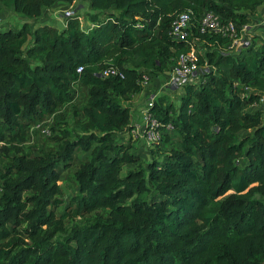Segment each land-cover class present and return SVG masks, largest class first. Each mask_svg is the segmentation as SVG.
Wrapping results in <instances>:
<instances>
[{"label": "trees", "instance_id": "16d2710c", "mask_svg": "<svg viewBox=\"0 0 264 264\" xmlns=\"http://www.w3.org/2000/svg\"><path fill=\"white\" fill-rule=\"evenodd\" d=\"M59 1L74 2L0 5L37 20ZM85 1L86 27L76 13L64 27L0 29V264H264V118L252 108L264 94V34L236 52L215 34L169 35L187 10L241 28L264 0ZM191 50L201 80L180 84L174 113L163 97L152 108L174 125L161 141L178 145L143 163L123 101L143 90L141 74L168 73ZM108 66L123 78L99 75ZM79 91L73 134L25 149L31 126ZM72 163L76 191L64 200L60 169Z\"/></svg>", "mask_w": 264, "mask_h": 264}, {"label": "rangeland", "instance_id": "374dc122", "mask_svg": "<svg viewBox=\"0 0 264 264\" xmlns=\"http://www.w3.org/2000/svg\"><path fill=\"white\" fill-rule=\"evenodd\" d=\"M54 7L55 8L52 10L51 13H49L50 11L47 13H43L40 20L43 19L45 21H49V23H55V25L61 27L62 22L58 18H56L55 15L67 8H71L73 9L75 14L77 13L81 15V21L84 27H86L89 24L88 20L86 19V13L88 12L87 11L88 4L85 0H74V2H72L71 4H68L66 2H59ZM257 19H264V4H262L254 12L250 13V20L249 23L247 24V27L249 26L250 28L243 32L242 35L243 39L246 38L248 35L250 36L254 33L264 34V27L253 26L254 22ZM25 20H29V19L24 17L22 14L18 12L12 11L11 14L8 15L7 18H5L4 22L1 23L0 20V29L18 30ZM33 21H34L33 19L29 20L30 26L34 25ZM199 48L200 51L203 52V48L202 47ZM136 63H137V59L132 57L127 65L135 66ZM147 75H148V84L144 89L145 90L147 89L148 91H152V92L157 91L156 92L157 97L154 100V102H160L159 97H163L162 106L166 104H172L173 106L172 111L174 113V111L178 109L180 103V96L183 91L182 87L179 86L165 87L164 85L168 80V75L166 74L149 73ZM201 78L202 76L201 74H199L197 78H193L192 80L199 82ZM83 96H84V92L79 91L78 97L75 101L58 108L54 112V114L50 116H46L44 119H42L43 120L42 127L49 129L51 131V134L49 136H45L40 132H38V130L31 129L29 132L28 140L23 145L24 148L31 150L33 152H38L39 150H45V149H52L54 148V142L50 139V137L56 134V132H58L61 129H64V130H68L73 134V130L77 128V125L75 124V117L73 116V105L80 104L83 101ZM147 98H149V95L148 97L145 98L144 96H140L138 93H134L123 101L124 104L130 106L131 109L130 126L134 127L133 124H135V122H137L138 120V118H136V116H139L137 114V108H138L137 106L142 104L145 105ZM262 98H263L262 100L253 103L252 108L261 109L263 111V118H264V94H262ZM124 131H126V129ZM177 145H178V137L174 135L168 142L160 141L159 143L153 145L152 146L153 149L146 147L144 148V146L142 147L140 144H138L136 151L140 153L142 157V162L145 163L151 158L160 157L163 154V152ZM86 155H87L86 153L79 152L76 154L75 160L83 158ZM132 167L133 165L128 166V168H132ZM75 169H76L75 163H72V165L69 168L60 169L59 184L61 185V189H62L60 197L63 198L64 200H67L68 197L74 194L76 191L75 189L76 184L73 179V172ZM125 169L127 168L125 167ZM61 211L63 210L61 209ZM89 219H91V216ZM82 222L83 219H81L80 217H76L74 220L69 222L68 226L72 225L73 223L80 224Z\"/></svg>", "mask_w": 264, "mask_h": 264}, {"label": "built area", "instance_id": "2783aa9c", "mask_svg": "<svg viewBox=\"0 0 264 264\" xmlns=\"http://www.w3.org/2000/svg\"><path fill=\"white\" fill-rule=\"evenodd\" d=\"M74 14L73 9L67 8L60 13H57L55 17L62 22L63 26H65L67 18ZM79 21L82 24L81 17H79ZM253 26L264 27V19H257ZM249 28L250 27H247V25L238 28L233 21L222 20L211 10H203L198 16H196L191 10H187L179 13L174 18L169 30V35L174 40H185L189 37L192 30L199 33L215 34L222 38H226L228 41L225 47L228 50L236 52L249 42L251 35H248L244 39L242 37L243 32ZM81 69L82 67L79 66L77 68V72L80 73ZM202 71L203 66L199 65L198 56L193 50L182 53L178 58H176L172 69L168 72V80L164 86H180L181 83L197 78ZM99 75L104 77L116 76L119 78H123L124 76L123 72L115 66H108L104 68L101 72H99ZM140 83L143 88L147 86L148 75L146 73L141 74ZM155 99V93H152L149 98H147V101L141 110L142 123L136 124L138 125V128H136L134 132L130 133L136 146L140 144L142 147L144 146V148H151L153 145L162 140L164 132L174 129V125L171 120L167 123H162L153 112L152 108ZM262 99L263 98L260 100ZM169 116L172 118L174 115L170 112ZM42 124L43 120L38 121L36 124L31 126V129H36L41 134L49 136L51 131L42 127Z\"/></svg>", "mask_w": 264, "mask_h": 264}, {"label": "crops", "instance_id": "0c3cea01", "mask_svg": "<svg viewBox=\"0 0 264 264\" xmlns=\"http://www.w3.org/2000/svg\"><path fill=\"white\" fill-rule=\"evenodd\" d=\"M59 2H62V1H59ZM59 2H56L54 5H52L51 7H49V8H47L45 11H44V13H47V12H49V13H51L52 12V10L55 8L54 6H56ZM264 4V3H263ZM12 11H14L13 10V8L12 7H3V6H1L0 5V17H1V23L2 22H4V20H5V18H7L8 17V15H10L11 14V12ZM12 16V15H11ZM56 16V15H55ZM3 17V18H2ZM25 17V16H24ZM42 17V15L37 19V20H34L33 22H34V25H32L31 27H36L37 25H39V24H43V23H48V24H54L55 25V23H49V21H45V20H40V18ZM2 19H3V21H2ZM47 19V18H46ZM30 20V19H29ZM29 20H25L24 22H28L29 23ZM23 22V23H24ZM62 25V24H61ZM58 27H60V26H58ZM62 27H64L63 25H62ZM163 74H166V75H168V73H166V72H164ZM183 89V88H182ZM153 91H155V90H153ZM157 92V91H156ZM156 92H152V91H148L147 89L145 90L144 88H143V91H141V92H139L138 94L140 95V96H144L145 98L146 97H148V95L150 96L152 93H155V97H157V95H156ZM183 92V91H182ZM147 101V100H146ZM143 104L142 105H138L137 107V114L139 115V116H136V118H138V120H137V122H135V124H133V129L132 130H130V133L131 132H134L135 131V129L136 128H138V125H136V124H140V123H142V118H141V110H142V108H143ZM132 110H133V108H132ZM131 123H133V122H131ZM131 125V124H130ZM123 134H127V132L126 131H123Z\"/></svg>", "mask_w": 264, "mask_h": 264}]
</instances>
